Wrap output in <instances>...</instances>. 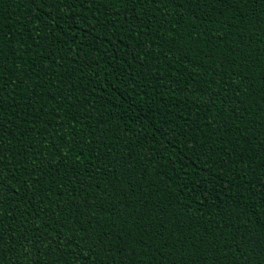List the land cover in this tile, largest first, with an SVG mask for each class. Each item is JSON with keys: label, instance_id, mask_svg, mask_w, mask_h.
Returning a JSON list of instances; mask_svg holds the SVG:
<instances>
[{"label": "trees", "instance_id": "trees-1", "mask_svg": "<svg viewBox=\"0 0 264 264\" xmlns=\"http://www.w3.org/2000/svg\"><path fill=\"white\" fill-rule=\"evenodd\" d=\"M0 264H264V0H0Z\"/></svg>", "mask_w": 264, "mask_h": 264}]
</instances>
